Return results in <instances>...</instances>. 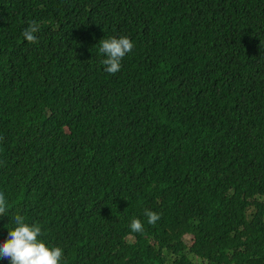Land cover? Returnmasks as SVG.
Segmentation results:
<instances>
[{"label": "trees", "instance_id": "trees-1", "mask_svg": "<svg viewBox=\"0 0 264 264\" xmlns=\"http://www.w3.org/2000/svg\"><path fill=\"white\" fill-rule=\"evenodd\" d=\"M0 191L61 264H264V0H0Z\"/></svg>", "mask_w": 264, "mask_h": 264}, {"label": "clouds", "instance_id": "clouds-1", "mask_svg": "<svg viewBox=\"0 0 264 264\" xmlns=\"http://www.w3.org/2000/svg\"><path fill=\"white\" fill-rule=\"evenodd\" d=\"M40 31V24L32 20L23 30L22 36L30 44L37 42V33ZM134 49V43L130 38H106L100 42L99 54L103 57L100 60L104 71L115 75L121 70V61L126 54ZM10 201L3 191H0V216L9 214ZM147 223L155 225L160 215L151 210H145ZM14 229L8 233L6 242L0 245V259H9L10 264H61L63 250L60 247L48 246L39 237L42 229L36 224L27 222V218L21 214L12 215ZM10 227V226H9ZM131 231L134 233L143 232L142 221L133 218L130 222Z\"/></svg>", "mask_w": 264, "mask_h": 264}]
</instances>
